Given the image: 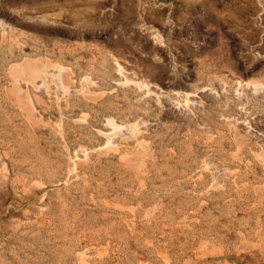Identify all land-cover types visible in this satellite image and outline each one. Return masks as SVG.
<instances>
[{
    "label": "rangeland",
    "instance_id": "obj_1",
    "mask_svg": "<svg viewBox=\"0 0 264 264\" xmlns=\"http://www.w3.org/2000/svg\"><path fill=\"white\" fill-rule=\"evenodd\" d=\"M0 264H264V0H0Z\"/></svg>",
    "mask_w": 264,
    "mask_h": 264
},
{
    "label": "bare ground",
    "instance_id": "obj_2",
    "mask_svg": "<svg viewBox=\"0 0 264 264\" xmlns=\"http://www.w3.org/2000/svg\"><path fill=\"white\" fill-rule=\"evenodd\" d=\"M44 78H45V77H44ZM50 78L53 79V77H50ZM50 78H49V79H50ZM45 79H46V78H45ZM132 129H133V128H132Z\"/></svg>",
    "mask_w": 264,
    "mask_h": 264
}]
</instances>
